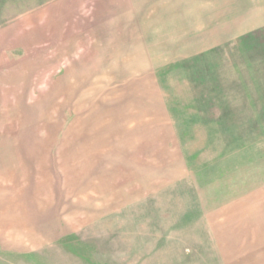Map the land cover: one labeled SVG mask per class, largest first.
<instances>
[{"label": "rangeland", "instance_id": "rangeland-1", "mask_svg": "<svg viewBox=\"0 0 264 264\" xmlns=\"http://www.w3.org/2000/svg\"><path fill=\"white\" fill-rule=\"evenodd\" d=\"M0 264H264V0H0Z\"/></svg>", "mask_w": 264, "mask_h": 264}, {"label": "crops", "instance_id": "crops-1", "mask_svg": "<svg viewBox=\"0 0 264 264\" xmlns=\"http://www.w3.org/2000/svg\"><path fill=\"white\" fill-rule=\"evenodd\" d=\"M16 221H17V227H16V229L15 230H13V231H15V232H18V231H23L24 230V228H25V230H26V227H25V223H24V221H19L18 219H16ZM18 226H19V228H18ZM30 226V225H29ZM20 229V230H19ZM30 229V228H29Z\"/></svg>", "mask_w": 264, "mask_h": 264}]
</instances>
